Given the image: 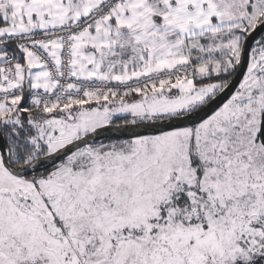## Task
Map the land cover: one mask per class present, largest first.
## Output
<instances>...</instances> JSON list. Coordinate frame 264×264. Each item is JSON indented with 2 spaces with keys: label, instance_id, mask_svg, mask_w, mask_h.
Listing matches in <instances>:
<instances>
[{
  "label": "snow or ice",
  "instance_id": "snow-or-ice-1",
  "mask_svg": "<svg viewBox=\"0 0 264 264\" xmlns=\"http://www.w3.org/2000/svg\"><path fill=\"white\" fill-rule=\"evenodd\" d=\"M0 264H264V0H0Z\"/></svg>",
  "mask_w": 264,
  "mask_h": 264
}]
</instances>
